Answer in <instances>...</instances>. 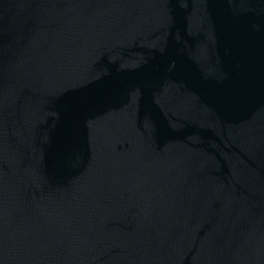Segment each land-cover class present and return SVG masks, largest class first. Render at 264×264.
<instances>
[{"label":"water","instance_id":"water-1","mask_svg":"<svg viewBox=\"0 0 264 264\" xmlns=\"http://www.w3.org/2000/svg\"><path fill=\"white\" fill-rule=\"evenodd\" d=\"M0 264H264V0H0Z\"/></svg>","mask_w":264,"mask_h":264}]
</instances>
